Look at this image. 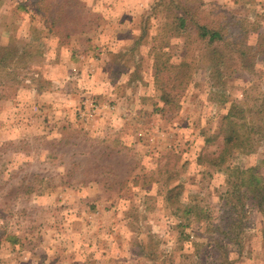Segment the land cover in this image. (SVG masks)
Listing matches in <instances>:
<instances>
[{
	"label": "rangeland",
	"instance_id": "obj_1",
	"mask_svg": "<svg viewBox=\"0 0 264 264\" xmlns=\"http://www.w3.org/2000/svg\"><path fill=\"white\" fill-rule=\"evenodd\" d=\"M229 112L258 130L222 157ZM248 169L264 0H0V264H264V203L229 196Z\"/></svg>",
	"mask_w": 264,
	"mask_h": 264
},
{
	"label": "trees",
	"instance_id": "obj_2",
	"mask_svg": "<svg viewBox=\"0 0 264 264\" xmlns=\"http://www.w3.org/2000/svg\"><path fill=\"white\" fill-rule=\"evenodd\" d=\"M174 30L176 32L175 35L177 36L183 35L186 37L188 34L194 33L197 40L207 44V46H210L213 43H221L224 46V38L218 29H213L206 24L193 22L192 18H188V12H182L178 14L176 17V25ZM238 44L239 43H235L233 45L237 46ZM228 47L232 46L227 44V48ZM224 58L225 55L215 48H212V55L210 53L207 57V61H215L213 64L214 67H212L213 70L216 69L215 72H213L215 76L218 75L217 68L221 65ZM222 123L225 127V131L227 132L223 138L224 144L223 151L221 153L222 157L227 154V151L230 147H241L242 145L245 147L250 141L249 138L240 136L239 128L249 131L258 130V127L255 124H251L250 126H247V124L244 122L237 124L234 115L230 112L223 117ZM253 171L254 170L252 169H248L240 171L239 175H236V177L233 179V189L229 196L233 197V200L236 198L235 202L238 204H241V199L245 198L252 201L257 207L260 208L264 203V184L259 176L253 175Z\"/></svg>",
	"mask_w": 264,
	"mask_h": 264
}]
</instances>
